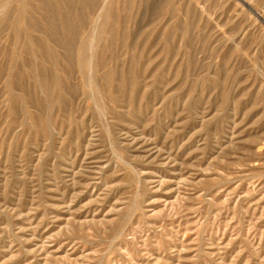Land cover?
Wrapping results in <instances>:
<instances>
[{"label":"rangeland","instance_id":"1","mask_svg":"<svg viewBox=\"0 0 264 264\" xmlns=\"http://www.w3.org/2000/svg\"><path fill=\"white\" fill-rule=\"evenodd\" d=\"M0 264H264V0H0Z\"/></svg>","mask_w":264,"mask_h":264},{"label":"bare ground","instance_id":"2","mask_svg":"<svg viewBox=\"0 0 264 264\" xmlns=\"http://www.w3.org/2000/svg\"><path fill=\"white\" fill-rule=\"evenodd\" d=\"M100 8V7H99ZM101 10V9H100ZM98 13V12H97ZM95 14V13H94ZM98 15V14H97ZM98 19V18H97ZM98 21V20H97ZM92 24V23H91ZM73 28V27H72ZM94 31V30H93ZM63 41V40H62ZM55 44V43H54ZM60 47V46H59ZM74 53V52H73ZM75 54V53H74ZM73 59V58H72ZM74 62V61H73ZM76 62V61H75ZM64 65V64H63ZM21 72V71H20ZM76 74V73H75ZM88 75H90V74H88ZM1 81H2V79H1ZM7 85V84H6ZM117 91V90H116ZM126 101V100H125ZM48 105V104H47ZM129 214V213H128Z\"/></svg>","mask_w":264,"mask_h":264}]
</instances>
